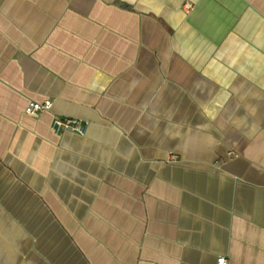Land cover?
Wrapping results in <instances>:
<instances>
[{
  "label": "crops",
  "instance_id": "1",
  "mask_svg": "<svg viewBox=\"0 0 264 264\" xmlns=\"http://www.w3.org/2000/svg\"><path fill=\"white\" fill-rule=\"evenodd\" d=\"M218 257L264 264V0H0V264Z\"/></svg>",
  "mask_w": 264,
  "mask_h": 264
},
{
  "label": "built area",
  "instance_id": "2",
  "mask_svg": "<svg viewBox=\"0 0 264 264\" xmlns=\"http://www.w3.org/2000/svg\"><path fill=\"white\" fill-rule=\"evenodd\" d=\"M186 8H190V5H187ZM51 106L52 103L50 100L43 102L31 101L26 106L24 113L31 117H37L39 114L49 111ZM85 126L80 120L70 117H54L52 121V129L55 133L67 131L83 135ZM217 264H229V262L225 257H218Z\"/></svg>",
  "mask_w": 264,
  "mask_h": 264
}]
</instances>
